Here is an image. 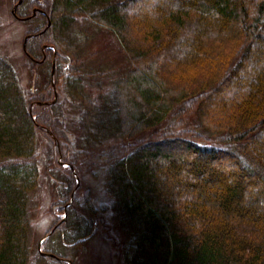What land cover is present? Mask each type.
I'll use <instances>...</instances> for the list:
<instances>
[{"label": "trees", "instance_id": "obj_1", "mask_svg": "<svg viewBox=\"0 0 264 264\" xmlns=\"http://www.w3.org/2000/svg\"><path fill=\"white\" fill-rule=\"evenodd\" d=\"M49 1L45 14L31 16L38 0H23L16 10L37 22L24 47L34 72L42 76L37 92L26 95L12 63L0 55V264L31 260L29 204L39 184L38 136L48 139L52 154L60 143L66 150L69 99L80 109L74 115L83 145L76 149L108 138L114 142L107 150L85 155L90 165L103 169L109 197L103 207L127 234L128 264H264V215H250L246 208L253 201L264 202V191L253 193L264 187V152L254 142L264 131V67L253 71L257 81L249 75L252 65H264V0H194L179 6L164 0L159 9L146 11L151 20L135 47L129 46L121 11L126 0ZM78 18L115 37L126 58L124 72L86 62L90 58L74 27ZM192 26L198 31L193 54L175 50L173 57L184 59L172 62L166 51ZM243 69L253 87L247 97L240 93L234 99L239 109L230 105L227 112L233 116L221 123L206 116L204 98L215 96L223 82ZM93 79L112 84L113 110L103 111L107 105L101 85L92 84ZM54 80L66 88L56 99ZM124 88L132 95L126 114L120 101L127 95ZM175 145L182 148L179 158L170 150ZM184 162L179 176L201 185V199L195 186L181 193L173 184V196L160 187L165 181L161 172ZM227 165L231 175L223 177ZM64 170L65 187L56 204L65 215L57 217L32 264H65L92 235L88 217L95 219L98 208L88 191L75 190L76 170Z\"/></svg>", "mask_w": 264, "mask_h": 264}, {"label": "rangeland", "instance_id": "obj_2", "mask_svg": "<svg viewBox=\"0 0 264 264\" xmlns=\"http://www.w3.org/2000/svg\"><path fill=\"white\" fill-rule=\"evenodd\" d=\"M19 0H0V55L6 57L13 65L20 86L24 89L25 94L29 95L31 92H37V88L41 87V74L34 72L35 69L32 68V63L30 59L24 53V47L26 45V34L28 31L37 25L35 20H28L31 16H23V19H17L13 15V11L17 10L18 6H21L22 3H18ZM166 2L170 1L172 6H179L193 3L194 0H165ZM164 0H158L153 5L152 0H139L134 3L126 0L124 4L121 5V11L126 15L127 29L129 30V46L135 47L138 46L141 32L147 30L150 23V18L147 17L146 11L153 9H159L166 2ZM178 1V2H177ZM196 1V0H195ZM201 1V0H197ZM39 7H34L35 9L41 11V13H46L48 11L50 4L49 0H38ZM156 5V6H155ZM152 7V8H151ZM32 8V11L34 10ZM43 11V12H42ZM21 17V16H19ZM77 32L80 35L81 43L84 46V49L87 53V58H90L89 61H86L92 68L94 67H105L112 66L113 68H118L121 72H124L126 69V58L121 53L119 45L115 37L105 31L98 30L90 25H88L86 20L78 18L76 24L74 25ZM195 27H191L184 34V38L179 40L175 48L169 49L166 51L165 56L171 58L172 62L180 63L176 57H173V52L175 50H183V54L191 56L193 54L195 43L197 42L195 34L197 33ZM31 35H33L31 33ZM30 37V35H29ZM28 37V38H29ZM27 38V39H28ZM186 41L184 42V39ZM128 43V44H129ZM264 45V44H263ZM263 45L257 44L255 50L261 52ZM164 56H161L157 62H161ZM85 59V58H84ZM38 61V60H37ZM144 62L147 61L143 60ZM153 61V58L149 59ZM155 62V61H154ZM39 64V63H37ZM43 66L42 64L38 65L39 68ZM54 67V65H53ZM264 65L254 64L249 71V75L257 81L253 71H258L263 68ZM147 68V67H145ZM113 70V69H111ZM115 71V70H114ZM119 71V72H120ZM244 71V69L242 70ZM241 71V72H242ZM237 73L231 79L223 82L221 89L215 96H207L203 100V106L205 110V115H211L212 119H216L217 122L221 123L222 119H227L232 117L233 113L227 112V108L232 105L234 110H238L240 104L234 100L240 93L244 96H248V89L253 87L249 82L248 72L245 74ZM264 75V73L262 74ZM264 76H262L263 78ZM60 81V80H59ZM59 81L55 84L53 83V93L55 99L62 96L61 93H65L64 82L61 84ZM97 79L91 81L92 84H95L98 88L101 85L102 94L104 96L106 108L103 109L104 112L113 110L115 108L114 100L112 98V84L105 79L101 80L99 83H96ZM51 86V87H52ZM255 87V86H254ZM93 94L98 95L96 90H92ZM127 91L126 97L120 99L121 104L123 105V110L126 114L131 108L129 99H131V90L123 89V92ZM57 96V97H56ZM72 100V99H71ZM70 99L66 103V107L69 109V113L72 114L70 117H65V131L67 135V148L64 151L61 143L57 148V154H52L51 145L43 135L39 134L38 136V149H37V162L39 167V184L35 191L31 193L30 204H29V213L31 219V227L29 232V250H30V259L27 264H32V261L37 256L38 251H41L40 246L46 238L51 236L52 230L56 227V221L58 216L63 218L65 211L59 212L60 204H56L58 194L61 190L64 189L65 183L62 178L65 180L67 174V168H72L73 172L76 170L74 176L76 178V183L78 188L77 193L89 192L91 198L94 201L95 206L98 208V213L95 214V219L88 220L90 221V228L92 230V235L87 237L86 241L78 248L77 253L74 256L73 260L65 261V264H128L126 261L125 255L127 251V234L123 232L118 220L113 217L109 208H104V205L109 204V197L106 194L107 187L104 184V174L101 165L96 164V166L90 165V160L86 153H99L102 150H107L113 147L114 142L109 141L110 138L104 140L102 143L91 144L86 147V150L83 149L79 151L76 149L78 146L83 145V140L81 138V129L78 124V116L74 115L76 112H79V107L75 102H72ZM98 101H101V98H98ZM100 105V104H99ZM105 114V113H104ZM109 117V116H108ZM193 125L187 126V128H193ZM112 140V139H111ZM130 142V141H129ZM255 144L263 149L264 152V131L257 135L255 139ZM171 152L176 155L177 158L181 157L182 148L180 145H175L170 148ZM63 152V153H62ZM64 152H66L64 154ZM64 154V155H63ZM65 156V158H64ZM184 158V157H183ZM77 162V163H76ZM79 164L80 166H75ZM62 165L63 169H57V166ZM187 162L183 163V167H171L173 171L163 170L161 173L164 175L165 181H163L161 188H163L165 195H172L171 190L169 191V186L177 184L179 191L181 193L192 191V187L195 189L200 188V184L195 182L190 178H182L179 176V172H182L181 169H186ZM224 170L223 177L231 175V167L227 165ZM184 177V176H183ZM188 190V191H187ZM108 191V190H107ZM198 192L197 197L201 199L203 197V189L195 190ZM260 191H264V187L253 191L255 194H259ZM175 195V194H174ZM250 198L253 199L251 193H249ZM251 199V200H252ZM248 200V199H247ZM164 203V202H162ZM172 205V202H169ZM248 204V203H247ZM169 206V205H167ZM104 208V210H102ZM248 213L250 215H264V202L253 201L247 207ZM103 211H108L104 214ZM264 218V217H261Z\"/></svg>", "mask_w": 264, "mask_h": 264}, {"label": "flooded vegetation", "instance_id": "obj_3", "mask_svg": "<svg viewBox=\"0 0 264 264\" xmlns=\"http://www.w3.org/2000/svg\"><path fill=\"white\" fill-rule=\"evenodd\" d=\"M22 1H23V0H19L18 3H22ZM38 11L41 13V11L39 10V8H38V10L34 8V10L32 11V13L35 14V13L38 12ZM14 13H15L14 17H16L17 19H20V20L23 19V17H19V16L16 14V10H14ZM43 14H44V13H43ZM45 16H46V15H45ZM48 24H49V22H48ZM29 35H30L29 33L26 34V38H25V40H27V38L29 37ZM24 52H25V51H24ZM39 61H41V60H38V61L36 60V62H39Z\"/></svg>", "mask_w": 264, "mask_h": 264}]
</instances>
